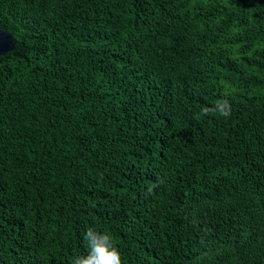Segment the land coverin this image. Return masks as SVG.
<instances>
[{
	"label": "trees",
	"instance_id": "obj_1",
	"mask_svg": "<svg viewBox=\"0 0 264 264\" xmlns=\"http://www.w3.org/2000/svg\"><path fill=\"white\" fill-rule=\"evenodd\" d=\"M0 28V264L90 227L123 264H264V0H0Z\"/></svg>",
	"mask_w": 264,
	"mask_h": 264
},
{
	"label": "clouds",
	"instance_id": "obj_2",
	"mask_svg": "<svg viewBox=\"0 0 264 264\" xmlns=\"http://www.w3.org/2000/svg\"><path fill=\"white\" fill-rule=\"evenodd\" d=\"M213 111L219 115L230 116V106L225 100L218 103ZM210 111L208 108L202 109V115ZM84 239L87 242L88 252L86 255L77 257L73 264H123L119 248L115 245L113 237L108 232H100L94 228H88Z\"/></svg>",
	"mask_w": 264,
	"mask_h": 264
},
{
	"label": "water",
	"instance_id": "obj_3",
	"mask_svg": "<svg viewBox=\"0 0 264 264\" xmlns=\"http://www.w3.org/2000/svg\"><path fill=\"white\" fill-rule=\"evenodd\" d=\"M0 55H3L14 48L15 41L13 36L7 30L0 28Z\"/></svg>",
	"mask_w": 264,
	"mask_h": 264
},
{
	"label": "snow or ice",
	"instance_id": "obj_4",
	"mask_svg": "<svg viewBox=\"0 0 264 264\" xmlns=\"http://www.w3.org/2000/svg\"><path fill=\"white\" fill-rule=\"evenodd\" d=\"M0 35H2V33H0Z\"/></svg>",
	"mask_w": 264,
	"mask_h": 264
}]
</instances>
